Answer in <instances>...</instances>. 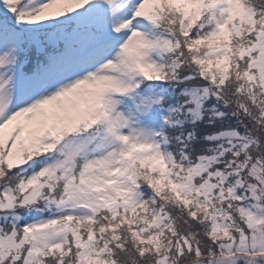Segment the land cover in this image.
I'll return each instance as SVG.
<instances>
[{
  "label": "snow or ice",
  "instance_id": "snow-or-ice-1",
  "mask_svg": "<svg viewBox=\"0 0 264 264\" xmlns=\"http://www.w3.org/2000/svg\"><path fill=\"white\" fill-rule=\"evenodd\" d=\"M0 264H264V0H0Z\"/></svg>",
  "mask_w": 264,
  "mask_h": 264
}]
</instances>
